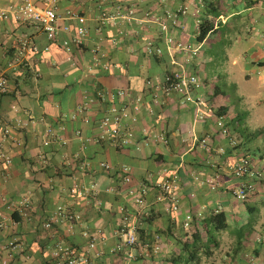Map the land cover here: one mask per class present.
<instances>
[{
    "label": "crops",
    "instance_id": "0c3cea01",
    "mask_svg": "<svg viewBox=\"0 0 264 264\" xmlns=\"http://www.w3.org/2000/svg\"><path fill=\"white\" fill-rule=\"evenodd\" d=\"M16 3L0 0V7L7 10ZM56 5L59 25L69 30L59 31L54 41L38 25L13 16L0 19V71L10 86L0 94V145L13 158L10 167H0V263L55 264L59 245L83 253L95 236L92 264H250L249 258L264 264V98L252 99L234 83L240 74L250 80L249 63L264 67V0H56ZM179 9L186 13L174 22L169 14ZM205 18L216 20L215 30L199 42ZM222 26L223 37H215ZM81 27L86 35L78 45L74 38ZM168 38L198 53L177 51ZM25 39L38 51L28 50L16 62ZM219 45L227 49L224 67L210 77L205 65L211 61L216 66L212 52ZM178 71L202 83L190 101L175 92L166 96L158 88ZM230 86L235 107L224 90ZM97 89L106 93L102 101L96 98ZM119 90L128 95L113 98ZM138 97L139 112L131 107L135 142L124 148L96 142L107 109ZM219 119L225 121L227 134L217 126ZM50 127L59 137L45 144ZM6 128L12 131L8 138ZM207 137L205 149L199 140ZM243 156L261 174L252 180L256 190L248 199L254 205L242 204L234 195L241 179L232 175L231 167ZM102 162L115 170L129 167L132 182L104 172ZM173 174L180 182L179 210L157 202V192L151 190L144 219L135 218L144 241H159V253L127 260L123 251L115 250L122 244L121 209L136 214L137 207L123 190L153 186ZM74 186L87 189L88 196H71ZM60 206L80 214L81 220H60L49 231L44 225ZM220 212L225 229L218 230L211 218ZM188 214L193 222L186 228ZM253 215L257 217L251 220ZM196 231L205 245L198 253L200 262L185 263L190 254L184 244L192 242ZM13 239L25 242L24 248L5 250Z\"/></svg>",
    "mask_w": 264,
    "mask_h": 264
},
{
    "label": "built area",
    "instance_id": "2783aa9c",
    "mask_svg": "<svg viewBox=\"0 0 264 264\" xmlns=\"http://www.w3.org/2000/svg\"><path fill=\"white\" fill-rule=\"evenodd\" d=\"M77 3L83 2V0H74ZM179 13L185 14V9H179L177 13H170L169 18L174 22L178 19ZM70 16H76L69 12ZM16 18L18 21L38 25L47 35V37L54 41L58 37V33L61 30L68 31L69 28L61 27L59 25L61 16L58 14L56 0H17L15 6H10L7 10L0 7V19L7 20L10 17ZM78 17V16H77ZM80 23H84V18L78 17ZM157 21V20H156ZM162 28L168 30L166 23H162ZM86 35L85 28L81 27L78 30V35L74 38V42L78 45L82 43L83 37ZM69 42H65L68 46ZM168 43L170 46H174L177 51L187 50L192 52L193 55L198 53L197 49H193L190 46H185L181 43H175L172 38H168ZM37 52L38 48L30 40H22L19 50V55L16 58V62L21 61V56L26 51ZM262 82L264 84V73L262 75ZM202 86V83L197 76L188 74L185 71H178L169 73L165 82L158 85L160 91H162L166 96L172 93L181 94L185 100H192L191 92L195 88ZM9 80L5 71H0V94H6L9 92ZM128 95L127 91L119 90L116 95L112 97L117 99L124 98ZM106 93L102 89H97L96 98L103 100ZM142 104V99L140 97L133 100L130 104L128 102L115 103L112 104L101 118L98 124L97 135L95 136L96 142L109 141L115 147L124 148L136 140L135 132L131 126V122L136 121V116L133 114V110L139 112L140 106ZM133 110H132V108ZM204 114H199L198 118L202 119ZM217 126L221 129L223 134H227L228 130L224 126V120L219 119L217 121ZM4 137L8 138L11 136L12 131L9 128L3 130ZM77 136H81L80 130L76 132ZM147 134V132H145ZM57 132L53 128H48L45 135V144H49L52 140L58 139ZM156 138L161 139L163 142H167L164 136H157ZM200 141V145L208 149L209 148V138H203ZM12 155L8 150H6L2 145H0V167H10L12 165ZM100 168L106 173H116L122 178L124 183L132 182L131 170L129 167H122L120 170H115V168L107 162L100 163ZM232 175L236 178H240L241 182L239 186L234 190V195L237 199L245 201L249 198L250 194L254 193L256 190L255 180L261 177V174L254 172L252 161L249 157H241L232 167ZM155 190L157 192V202L164 203L168 206L169 210L178 211L179 205V193H180V182L178 175L173 174L166 178L163 182L157 183L155 185L141 184L138 187H130L126 190L125 196L131 200V203L137 207L136 214L134 211H128L126 208H122V216L119 228V234L122 238V244L119 245L115 250L120 253L124 252L127 260H138L147 259L152 255L159 253L161 246L159 241L156 239L155 242L144 241L140 235V224L137 223L136 217L143 219L145 217V212L143 209L146 205V200L149 192ZM120 193L122 190H115ZM70 195L73 197L86 198L88 196V190L79 186H74L70 190ZM9 209H13V205L8 206ZM135 214V215H134ZM202 217V214H199ZM66 221L68 223H73L74 221H80L81 215L71 212L69 209L63 206L58 207L57 212L50 218V220L44 225L46 229L51 228L53 222ZM193 222L192 214H188L185 219L184 226L189 228ZM1 226V225H0ZM98 238L92 237V240L88 246V249L83 253L78 250L72 249L70 247L59 245L57 250L54 252L53 257L55 264H92V258L90 256V250L95 248L97 245ZM25 242L18 239H13L9 241L4 249L17 252L23 249ZM100 254H96L99 257ZM250 264H255L253 258H249ZM0 264H7L6 261H2Z\"/></svg>",
    "mask_w": 264,
    "mask_h": 264
},
{
    "label": "rangeland",
    "instance_id": "374dc122",
    "mask_svg": "<svg viewBox=\"0 0 264 264\" xmlns=\"http://www.w3.org/2000/svg\"><path fill=\"white\" fill-rule=\"evenodd\" d=\"M223 32H224V27L222 26L220 28V30L216 33L215 37L222 38ZM213 48H214V50L212 52L213 58L217 59L216 60V66L212 65L213 63H211V61L207 65H205L206 68L208 69V72H209L208 75H210V77H213L217 71H219V70L221 71L220 68L224 67L223 63H225L226 54H227V49H225L226 46L219 45V46H214ZM251 54L253 55L254 53L250 52V55ZM216 67H218V68H216ZM246 69H247V71H246L247 73H249V71H250L251 78H250V80H247L245 78L244 74H240V76L234 80V83H237V86L239 88L238 91H247V93L250 94V97L252 99H257V98L263 99L264 98V86L262 85L261 77L264 73V67L249 63L248 66L246 67ZM228 85H230V84H228ZM224 90L226 92V95L228 96V103L234 107L236 105L238 106V103H236L237 102L236 94L233 91V89H231V86L228 88H224ZM254 96H255V98H254ZM261 144H263V142ZM261 147H263V146L261 145ZM241 203L246 204V205H249V204L254 205L252 199H247L245 201H241ZM256 204L258 205V203H256ZM256 215H253L251 217V220H254L257 217ZM263 220H264V217H263ZM244 231L246 232V231H248V229L246 228Z\"/></svg>",
    "mask_w": 264,
    "mask_h": 264
},
{
    "label": "trees",
    "instance_id": "16d2710c",
    "mask_svg": "<svg viewBox=\"0 0 264 264\" xmlns=\"http://www.w3.org/2000/svg\"><path fill=\"white\" fill-rule=\"evenodd\" d=\"M215 19H209V18H205L204 21L202 22L201 26H200V35L198 36V40L199 42H203L206 37H208V34H211L214 30H215ZM224 126L226 127V123L224 121ZM124 193H126V190H123ZM211 221L216 225V228L218 230L220 229H225V225L223 223H225V216L222 212L215 214L212 218ZM58 222H53L51 228H49V231H52L56 225L59 223ZM141 229H140V233H141ZM142 238V237H141ZM192 242H185V249L188 250L190 256L183 258V261L185 263L188 262H195V263H199L200 262V256L198 255L199 250L201 248H203L204 242L202 241L201 235L199 231H196L193 236H192ZM146 241V240H145ZM150 242V241H148ZM122 253V252H120ZM183 255V254H182ZM183 257V256H182ZM177 260H181L179 257H177Z\"/></svg>",
    "mask_w": 264,
    "mask_h": 264
}]
</instances>
